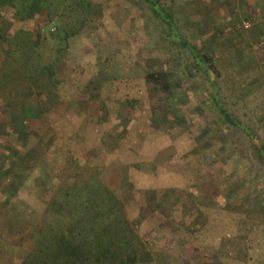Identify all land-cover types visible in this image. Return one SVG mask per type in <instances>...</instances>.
<instances>
[{"label": "rangeland", "instance_id": "rangeland-1", "mask_svg": "<svg viewBox=\"0 0 264 264\" xmlns=\"http://www.w3.org/2000/svg\"><path fill=\"white\" fill-rule=\"evenodd\" d=\"M92 1L94 19L61 54L58 24H46V12L38 19L46 37L39 52L58 64L57 88L46 99L36 95L45 79L32 82L33 92L20 80L16 103L30 95L43 107L26 146L7 134L17 115L8 92L19 81L0 88V264H22L40 243L49 201L92 175L113 181L158 264H264V164L249 136L264 142V102L244 74L252 61L245 24L264 15V0H160L175 16L177 40L147 0ZM184 40L213 56L222 102L247 131L226 123ZM3 55L0 48L1 75L13 72ZM163 69L179 77L165 109L144 78ZM20 154L13 193L9 163Z\"/></svg>", "mask_w": 264, "mask_h": 264}, {"label": "trees", "instance_id": "trees-1", "mask_svg": "<svg viewBox=\"0 0 264 264\" xmlns=\"http://www.w3.org/2000/svg\"><path fill=\"white\" fill-rule=\"evenodd\" d=\"M147 1L155 16L167 24L172 39H179V28L173 12L164 8L160 0ZM2 8L12 14L11 18L14 22H11L1 12ZM94 11L95 3L92 0H0V48L5 53V56L3 55V60L7 62L5 65H10L13 71L6 70L5 74H0V88L11 82L12 79H18L19 84L24 81L27 90L33 92L32 82L45 79V84H42L43 90L36 92V95L45 96L46 99L54 95V90L57 88L54 78L57 74L58 64L48 62L39 52L41 43L46 37L43 35L44 25H40L38 19L42 13L46 12V18H48L46 24L51 22L58 24L56 36L57 41L62 44L58 48L61 54L63 48L67 47L70 38L80 34L87 23L94 19ZM184 44L192 51L195 68L198 72L208 76L214 88L215 104L226 123L244 128L241 121L222 102L220 89L212 75L213 71H217L213 56L205 49L198 48L188 41L184 40ZM144 78L149 90L160 96L161 103L158 106L167 108L173 102L171 99L175 87L179 85L177 73L163 69L147 72ZM19 84L14 92L11 89L8 92L13 100L11 108L17 109V115L11 117V126L8 128L7 134L17 145L26 146L31 136L37 132L32 128L30 121L34 118H42L43 107L42 104L31 100L30 95L25 97L22 104L16 103V99L20 98L24 91L22 83ZM244 129L247 131L246 128ZM249 136L259 159L264 164V142H259L257 135L253 133ZM25 156L27 154L12 157L9 163L12 172L8 175L9 179L14 178L11 175H21L18 171L24 165ZM226 181L228 182L229 178ZM221 185L225 191L229 187L223 182ZM20 188L21 185L16 179L9 183V191L11 190L13 193ZM112 188H114L113 181L106 176L92 175L86 181L68 185L64 192V189L57 192L49 201L43 225L38 233L40 243L22 264H86L95 258L96 253L100 251L97 240L93 241L94 245H92L96 248L91 253H86L84 247L78 246L76 240L71 238L73 237V225L68 212L71 205L68 207L67 205L75 200L77 203L73 210L76 218L78 216L80 219L82 216L83 220L85 219L84 222L89 223L92 227H98L103 222L110 221L122 230H126L127 233H134L126 213V204ZM230 194L233 193L229 192L224 195L229 196Z\"/></svg>", "mask_w": 264, "mask_h": 264}, {"label": "crops", "instance_id": "crops-1", "mask_svg": "<svg viewBox=\"0 0 264 264\" xmlns=\"http://www.w3.org/2000/svg\"><path fill=\"white\" fill-rule=\"evenodd\" d=\"M258 18L251 27H246L249 30L251 45L250 54L246 56L252 55V61L247 63L250 68L249 73L246 70L244 74L249 77L250 82H256L254 91L256 93L253 94L264 102V48L260 49L262 51L257 48L264 40V15ZM257 24L261 28L257 29ZM252 34H255V37ZM252 37L260 38L259 41H251ZM70 207L68 211L73 225L71 238L76 240L78 246H83L86 253H91L96 248L92 246L93 241L99 242L100 251L96 253L92 261L86 264H158L152 250L148 248L146 242L136 237L135 233L129 234L110 221H105L98 227H92L84 222L85 219L83 220L82 216L80 219L78 216L76 218L73 207Z\"/></svg>", "mask_w": 264, "mask_h": 264}, {"label": "built area", "instance_id": "built-area-1", "mask_svg": "<svg viewBox=\"0 0 264 264\" xmlns=\"http://www.w3.org/2000/svg\"><path fill=\"white\" fill-rule=\"evenodd\" d=\"M245 25L248 27V26H250V23H249V22H247ZM54 29H55V28H53V30H54Z\"/></svg>", "mask_w": 264, "mask_h": 264}]
</instances>
